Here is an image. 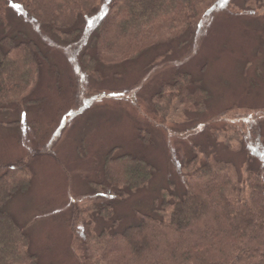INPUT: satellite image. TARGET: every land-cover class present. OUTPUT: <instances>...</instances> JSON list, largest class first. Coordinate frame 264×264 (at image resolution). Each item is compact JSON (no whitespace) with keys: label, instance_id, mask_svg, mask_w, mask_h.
I'll return each mask as SVG.
<instances>
[{"label":"rangeland","instance_id":"1","mask_svg":"<svg viewBox=\"0 0 264 264\" xmlns=\"http://www.w3.org/2000/svg\"><path fill=\"white\" fill-rule=\"evenodd\" d=\"M228 3L229 11L212 12L208 4L176 42L102 66L99 80L79 69L81 54L92 53L91 23L68 44L7 1L0 36L26 35L47 52L25 97L0 108V173L31 182L5 210L28 233L37 264H81L84 236L107 224L115 222L120 232L145 214L168 220L192 171L194 142L207 148L215 169L234 177L233 198L246 196L247 146L256 128L264 134V0ZM182 74L202 94L190 104L173 97L162 118L152 101L162 83ZM110 150L143 156L154 172L127 198L114 199L115 219L96 225L89 207L109 187L103 161ZM71 224L84 236L76 237Z\"/></svg>","mask_w":264,"mask_h":264},{"label":"trees","instance_id":"2","mask_svg":"<svg viewBox=\"0 0 264 264\" xmlns=\"http://www.w3.org/2000/svg\"><path fill=\"white\" fill-rule=\"evenodd\" d=\"M7 1L0 0V22ZM9 2L68 44L82 39L91 23L92 53L81 54L79 69L99 80L103 78L102 66L139 59L149 50L172 44L190 33L208 4L207 12L230 6L228 0ZM20 36H0V108L25 97L47 59L39 41ZM190 82V75L182 74L161 84L152 104L162 118L173 97L180 96L190 104L194 94H202L200 89H191ZM255 132L256 139L246 145L250 159L246 162L247 193L243 199L232 196L234 177L215 169L207 148L194 142L196 155L190 161L193 168L183 177L184 187L168 220L145 214L138 223L129 224L120 232L115 222L107 224L92 238H86L79 225L71 224L76 237H85L81 264H264V134L257 128ZM148 140L144 138L143 142ZM254 161L258 168L251 165ZM103 167L108 179L103 185L109 187L97 196L102 202L96 200L89 207L98 214L92 221L96 225L115 219L114 199L127 198L132 189L146 184L154 172L147 158L132 153L115 155L114 150L106 154ZM16 176L11 171L0 173V264H37L28 233L5 210L6 203L31 184L26 177ZM121 188L124 189L117 190Z\"/></svg>","mask_w":264,"mask_h":264}]
</instances>
